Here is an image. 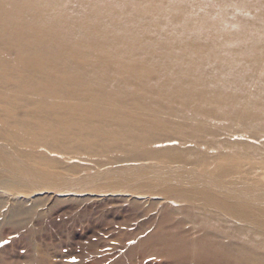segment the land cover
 <instances>
[{
  "label": "bare ground",
  "instance_id": "1",
  "mask_svg": "<svg viewBox=\"0 0 264 264\" xmlns=\"http://www.w3.org/2000/svg\"><path fill=\"white\" fill-rule=\"evenodd\" d=\"M88 180L264 264V0H0V189Z\"/></svg>",
  "mask_w": 264,
  "mask_h": 264
},
{
  "label": "rangeland",
  "instance_id": "2",
  "mask_svg": "<svg viewBox=\"0 0 264 264\" xmlns=\"http://www.w3.org/2000/svg\"><path fill=\"white\" fill-rule=\"evenodd\" d=\"M73 182L79 194L61 193L56 187L44 190L41 182L31 195L17 197L0 189L5 201L0 208V264H227L192 252L190 246L180 252L184 229L166 208L173 206L169 202L98 194V181Z\"/></svg>",
  "mask_w": 264,
  "mask_h": 264
}]
</instances>
